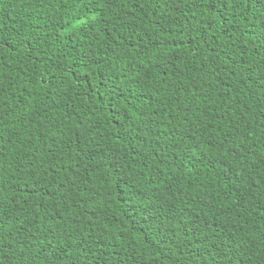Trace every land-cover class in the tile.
<instances>
[{"label":"trees","instance_id":"trees-1","mask_svg":"<svg viewBox=\"0 0 264 264\" xmlns=\"http://www.w3.org/2000/svg\"><path fill=\"white\" fill-rule=\"evenodd\" d=\"M115 2L0 0V264H264V0Z\"/></svg>","mask_w":264,"mask_h":264},{"label":"snow or ice","instance_id":"snow-or-ice-1","mask_svg":"<svg viewBox=\"0 0 264 264\" xmlns=\"http://www.w3.org/2000/svg\"><path fill=\"white\" fill-rule=\"evenodd\" d=\"M106 2H110L113 7L116 6L115 0H106ZM151 2L155 3L156 0H151ZM180 2L183 3L184 0H180ZM187 2L192 8L201 9V10L208 9L209 11H212V12H218L221 9L227 10L229 5L242 8L245 11H250L254 7L261 6L260 0H187ZM218 5L220 6L219 9L217 8ZM216 18L217 20L219 19L218 16ZM65 23H67V21ZM216 26L219 27V24L217 23ZM212 27L213 26L210 24L209 29H212ZM255 27L257 26L249 25V24L244 25V28L246 30L245 34L249 37H256V40H257L256 44L253 47V56L256 58L255 62L249 63L247 60H245V62L240 64V66L237 68V65L232 63L231 54L226 55L225 52L221 50L217 53V55L223 57L226 64L229 65L231 68L236 69L237 71L245 72L247 75L244 77V80L251 82V83H255L261 86L262 88H264V14H262L259 19L258 31L253 30V28ZM2 29H3V25L0 24V34H2ZM233 30L239 31L240 29L239 27H237ZM46 31L47 29L43 26H41L37 30L36 43H39L40 40L43 39V36H40V33L46 32ZM229 40L231 41V37H229ZM2 44H3V41L0 40V45ZM173 47H175V45H173ZM230 47L232 49V52L234 53L235 48H236V43L232 41ZM2 59L3 57L2 55H0V60ZM237 59L238 60L243 59V57H237ZM200 71H203L206 75H209V76L212 75V73L209 72L208 66L202 67ZM41 82L43 83L44 81L42 80ZM50 82L51 80L48 81V83ZM191 86L193 87L194 93L197 96L203 98L200 92V88L195 87L194 83ZM0 91H2V89H0ZM0 123H2V118H0ZM29 123H31V121H29ZM25 140L27 141V137L25 138ZM2 143H3V129L0 128V149H2ZM3 159H4V154L2 150H0V170H2V167H3ZM48 171H51V167L48 169ZM35 174L36 173L34 171L32 175H35ZM47 175H48L47 171L42 172L40 181L42 182L44 179H46ZM39 190L40 189L37 188V191ZM56 218L59 219L58 214ZM6 225H7V216L5 214L4 187H3V181L0 180V233H3V229L4 227H6ZM70 238L75 239V234H72L71 237L68 235H62L59 237V239H63L66 242L69 241ZM42 239L50 247V250L53 253L55 254L59 253L60 249L51 247V245L53 244V241L58 242L57 235L54 234L52 236H49L48 233H45ZM217 254H219V248L217 249Z\"/></svg>","mask_w":264,"mask_h":264}]
</instances>
